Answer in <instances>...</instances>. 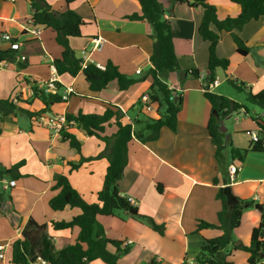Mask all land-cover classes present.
<instances>
[{"label":"crops","instance_id":"obj_1","mask_svg":"<svg viewBox=\"0 0 264 264\" xmlns=\"http://www.w3.org/2000/svg\"><path fill=\"white\" fill-rule=\"evenodd\" d=\"M59 13L69 8L79 13L87 22L82 28L83 38H73L70 44L82 59L83 51H91L94 37H102L105 45L89 57V63L103 66L111 61L120 71L132 77L143 76L152 67L150 60L154 39L149 36L150 26L144 22L130 21L126 17L141 13L137 0H46ZM166 6V18L175 19L173 25L175 51L183 71L198 70L206 74L209 61V43L198 33L204 10L189 4H177L174 0H162ZM217 9L221 20L237 17L241 8L232 0H207ZM32 8L29 0H0V34L10 39L0 41V50L12 47L14 39L18 46V62L0 63V99L13 100L25 110L7 117L0 125V166L11 168L24 162L19 171L22 177L17 187L6 192L0 202V246L8 245L5 258L0 264H15L11 260V244L22 236L28 221L47 225V232L54 239L57 251L75 244L80 228L55 231L52 222L70 221L81 211L67 207L56 212L49 202L57 195L53 190L56 175H66L72 186L89 203L98 202V193L103 189L109 166L105 157L84 162L72 171L70 162L79 163L82 158H96L106 148L105 142L85 134L74 124L68 132L81 142V152L71 148L52 132L42 119L67 113L103 114L106 108L123 112L122 123H133L129 110H137L141 98L152 79L138 82L127 91H120L117 82H112L102 92H92L82 73L76 77L58 75L53 61L60 58L63 48L56 42L52 29L31 25ZM39 28L38 37L32 29ZM240 36L252 52L241 56L237 52L233 33H221L217 48L221 58L230 60L224 75L228 81L236 79L244 83L253 93L264 88V17L247 23ZM79 53V54H77ZM19 63H22L21 66ZM138 69L142 70L137 74ZM223 70V69H222ZM219 80V73H216ZM55 79L56 92L64 95L66 88L74 92L62 107L49 108L38 99H33V86ZM211 89L215 93L222 84ZM61 85V87L58 86ZM168 84L182 98L178 114L177 130L164 127L154 142L141 143L134 138L129 144L128 166L119 181L120 192L130 198L139 213L146 216L161 230H155L146 219L135 220L127 212L118 216H99L107 237L132 246L130 254L120 259V264H190L206 239L222 235L218 228H209L196 233L200 221L218 224V213L222 203L217 199L221 186L230 187L234 196L253 203L243 214L241 226L233 237L236 244L249 245L252 231L261 221V211L256 205L264 202V152L250 151L243 164L222 157L221 165L216 158L217 148L210 136L208 123L212 106L205 98L200 79L188 74L173 73ZM39 87V86H38ZM242 105L229 92H219ZM31 118L27 112H41ZM27 111V112H26ZM240 116L243 111L238 112ZM263 115L256 114L255 117ZM29 118V122L24 120ZM231 115L230 117H232ZM228 117V118H230ZM238 123L243 131H259L251 116L242 117ZM118 128L114 122L106 126L104 136H113ZM228 132V129H227ZM239 133H231L228 140L234 147L248 148L239 142ZM231 150V148H230ZM239 170L234 181L224 186V179L231 178L230 165ZM219 179L220 185L214 181ZM162 185V191L158 185ZM258 198V199H257ZM162 231V232H160ZM114 252L113 247H109ZM250 255L234 250L228 258L234 264H249ZM92 264H106L95 260ZM264 264V262H263Z\"/></svg>","mask_w":264,"mask_h":264},{"label":"trees","instance_id":"obj_2","mask_svg":"<svg viewBox=\"0 0 264 264\" xmlns=\"http://www.w3.org/2000/svg\"><path fill=\"white\" fill-rule=\"evenodd\" d=\"M32 8L31 25L52 29L56 34V42L63 48L60 58L53 61L58 75L65 74L76 77L82 73L92 92H102L108 88L110 83L117 82L120 91H127L138 82H144L148 78L152 81L146 91L150 97V104L154 111H148L146 104L139 103L142 112L147 111L144 119L135 118L133 123H122L124 114L119 109L106 108L103 114H77L67 113L66 119L70 124L67 129H62L60 138L63 142H68L70 147L81 152V142L68 128L72 124L76 128L83 130L87 136L96 137L106 144L102 154L94 158H82L79 163L70 162L71 170H77L84 162L105 157L109 166L104 178L103 189L98 193V202L89 203L72 186L66 175H56L53 190L58 193L54 196L49 205L52 210L59 212L65 208H76L81 213L73 217L70 221L52 222L55 231H64L74 227L80 228V233L75 244L69 245L59 251L56 250L54 239L47 232V225H39L30 219L22 232V236L11 244V260L15 264H30L41 256L51 264H92L95 260H102L106 264H120V259L132 250L131 245H124L122 241L107 237L103 226L98 222L99 216H118L119 212H127L135 220L146 219L155 230H161L152 219L139 213L130 198L123 195L119 189V181L123 178L128 166V152L130 142L136 138L141 143L146 144L159 139L162 128L167 127L173 132L177 130L178 114L182 107V98L170 88L168 79L171 74H188L193 79L200 78V71H183L179 65L175 51L173 25L171 20L166 18V6L162 0H137L141 7V13H135L126 18L130 21L144 22L150 26L149 36L154 39L153 50L150 57L152 67L141 77H132L120 71L118 66L109 61L105 70L97 67L96 63L83 65V61L76 55L70 41L73 38H83L82 28L86 26V20L76 11L68 9L63 13L56 12L46 0H29ZM71 4L73 0H66ZM177 4H189L198 6L204 10L202 20L198 26V33L209 43V61L205 74L204 83H213L216 80L218 69L227 71L230 60L221 58L217 48L221 40V33H233L237 52L241 56H247L252 49L247 47L246 42L236 34L244 26L264 17V0H232L241 8L237 17H227L221 20L215 6L210 5L207 0H174ZM95 38V37H94ZM12 47L8 50H0L1 62H18V46L12 40ZM21 66L22 63H19ZM237 91H247V102L259 107L263 115L253 117L257 129L264 134V88L253 93L244 83L236 79H231ZM61 87L60 84H58ZM205 98L212 106V114L208 123L210 136L215 144L216 158L221 165L223 151L230 145V156L233 162L243 164L250 153L264 152V138L252 143L248 148L234 147L230 140L225 144V134L221 132L220 125L223 119L243 111L246 116L250 110L246 105H242L226 96L219 95L203 86ZM33 99L40 100L46 108L51 105L66 103L58 92L53 94L33 86ZM177 98V101L175 99ZM146 109V110H145ZM27 112L33 118L45 112ZM25 112L10 99H0V125L4 120L12 115ZM148 112L154 114L149 115ZM114 122L118 130L113 136H104L106 126ZM2 129L0 127V134ZM24 162L11 168L0 166V178L8 176L15 180L22 177L20 167ZM215 185H220L219 179L214 181ZM230 184V179H224V186ZM162 191V185L157 186ZM6 193L0 192V202L5 198ZM235 203H230L226 194V187L221 186L217 193V199L221 201L222 208L218 213V224H211L200 221L197 225L196 233L209 228H218L223 233L212 239H206L196 255V264H234L228 258L232 251L239 250L250 255L249 264H263L264 262V202L262 203L261 221L252 231L249 245L236 244L233 234L242 223L245 209L253 203L246 202L236 196ZM162 232V231H160ZM109 247L115 249L110 251Z\"/></svg>","mask_w":264,"mask_h":264},{"label":"built area","instance_id":"obj_3","mask_svg":"<svg viewBox=\"0 0 264 264\" xmlns=\"http://www.w3.org/2000/svg\"><path fill=\"white\" fill-rule=\"evenodd\" d=\"M11 1H14V0H11ZM189 1H193V0H189ZM32 35L38 37L41 33V29L39 28H35V29H32L31 31ZM10 37L7 35V34H0V41L2 40H9ZM93 42H94V46L92 48L91 51L87 52V51H83L82 52V61H83V65H87L89 64V57L91 56V54L93 52H96V51H102L103 48H104V45H105V40L102 38V37H96L93 39ZM93 63V62H92ZM98 68H100L101 70H105L106 66H103V65H100V64H96ZM137 74H141L142 73V70L141 69H138L136 71ZM201 81H202V84L203 86H207L208 90L211 91L212 88L214 87H217L220 82L219 80L216 78V80L213 82V83H204V79H205V76L204 75H200V78H199ZM39 89L41 90H44L45 92H49V93H57L56 90H57V87L55 85V79H51L50 81L48 82H42L40 83L39 85ZM74 92L73 88L72 87H68L66 88V92L64 93V95H62L63 97V100L65 101H68L69 99V96L72 95ZM142 102L144 104H146V108L148 111H154V108L153 106L150 104V97L149 95H143L142 96ZM42 119V121L44 122V124H46V126L52 131L54 132L55 134L57 135H60V132L62 129H67L68 125H70L68 122H67V119H66V116L65 115H56V116H53V117H49L48 119H43V118H40ZM237 120H239V118L237 117ZM248 134L250 135V142L252 143H255V142H258L261 138V135L259 133V131H249ZM239 170V167L232 164L230 165L229 167V173H230V180L231 181H234V176L235 174L237 173V171ZM17 180L13 179V178H10L8 176H5V177H1L0 178V192H8V191H11L13 188H16L17 187ZM258 199V198H257ZM126 245H130L129 244H126ZM8 245H2L0 246V259H4L5 258V254H4V251L5 249L7 248ZM30 264H51L49 261L45 260L44 258H42L41 256H38L37 259L33 262H31ZM191 264H196L195 260H193L191 262Z\"/></svg>","mask_w":264,"mask_h":264},{"label":"rangeland","instance_id":"obj_4","mask_svg":"<svg viewBox=\"0 0 264 264\" xmlns=\"http://www.w3.org/2000/svg\"><path fill=\"white\" fill-rule=\"evenodd\" d=\"M79 54V53H77ZM217 72L219 73V80L222 81V84L219 88H217V90L215 91V93H219L221 91H225V92H229L230 94H232V96H234L235 98H238L239 102H242L244 105H246L250 112H251V116L255 117L256 114L261 115L262 114V110L254 105H251L247 102V91H237V89L234 87V85L228 81L224 75V70L222 69H218ZM56 107H62L63 104H58L55 105ZM146 110V109H145ZM147 111H144V113H146ZM130 116L132 118L135 117H139L140 119H144L145 114L142 112V108L140 105L137 106V110L132 111L131 109L129 110ZM149 115L154 116L153 113L148 112ZM246 115L244 114V112L242 113V115L240 116V113H235L233 114L232 117L230 118H225L222 120V122L224 123V127L226 129H228L227 134L230 136V134L232 133H239L241 135H239L238 139L239 142H241V144H246V141H248L250 139V135L248 133H245L242 129H243V125H241L240 123H238L236 121L237 117L238 118H242L245 117ZM24 120L29 122V118L24 116ZM231 143V140H230ZM228 145V143L226 144ZM230 145L223 151V155L224 157H228L229 156V151H230ZM192 262V261H191ZM190 262V264H191Z\"/></svg>","mask_w":264,"mask_h":264},{"label":"water","instance_id":"obj_5","mask_svg":"<svg viewBox=\"0 0 264 264\" xmlns=\"http://www.w3.org/2000/svg\"><path fill=\"white\" fill-rule=\"evenodd\" d=\"M171 23L175 24L176 20L175 19H171ZM175 101H177V98L175 99ZM220 130H221L222 133L225 134V144H227L229 135L227 134V129L224 127V123L223 122H221ZM259 133H260L261 137L264 138V134H262L261 131H259ZM226 194L228 195L229 202L230 203H235V198H234V195H233L232 190H231L230 187H226ZM256 208L261 211L262 208H263L262 204L256 205Z\"/></svg>","mask_w":264,"mask_h":264}]
</instances>
